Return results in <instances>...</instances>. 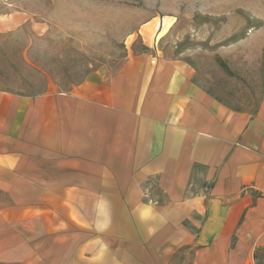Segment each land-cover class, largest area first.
I'll return each mask as SVG.
<instances>
[{"label": "crops", "instance_id": "1", "mask_svg": "<svg viewBox=\"0 0 264 264\" xmlns=\"http://www.w3.org/2000/svg\"><path fill=\"white\" fill-rule=\"evenodd\" d=\"M36 20L5 10L0 34ZM145 37L67 91L0 88V261L256 264L264 95L230 108Z\"/></svg>", "mask_w": 264, "mask_h": 264}, {"label": "rangeland", "instance_id": "2", "mask_svg": "<svg viewBox=\"0 0 264 264\" xmlns=\"http://www.w3.org/2000/svg\"><path fill=\"white\" fill-rule=\"evenodd\" d=\"M8 9L46 25L0 34L8 91H67L97 70L112 74L146 50L150 33L154 48L189 64L194 83L220 103L252 113L264 95V0H0V12Z\"/></svg>", "mask_w": 264, "mask_h": 264}, {"label": "trees", "instance_id": "3", "mask_svg": "<svg viewBox=\"0 0 264 264\" xmlns=\"http://www.w3.org/2000/svg\"><path fill=\"white\" fill-rule=\"evenodd\" d=\"M220 64L223 68L225 69L227 68L226 65L222 61ZM254 257H255L256 264H258L260 260L264 259V247L257 248V250L254 253Z\"/></svg>", "mask_w": 264, "mask_h": 264}]
</instances>
